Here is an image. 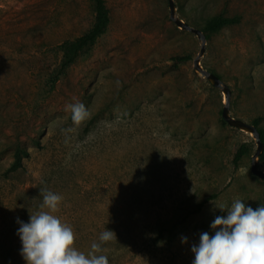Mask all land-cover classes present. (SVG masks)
Wrapping results in <instances>:
<instances>
[{"label": "rangeland", "instance_id": "1", "mask_svg": "<svg viewBox=\"0 0 264 264\" xmlns=\"http://www.w3.org/2000/svg\"><path fill=\"white\" fill-rule=\"evenodd\" d=\"M173 1L202 31L212 17L238 16L203 31L200 63L229 86L230 114L264 129V0ZM104 2L105 31L52 84L59 45L94 22L92 0H0V264H26L17 220L47 211L41 189L63 196L55 215L77 250L115 233L97 253L109 264H192V245L227 215L215 204L264 206V179L250 171L254 139L221 122L222 92L193 72L196 36L169 19L167 0ZM76 102L89 112L79 125L65 110ZM17 148L26 154L9 170Z\"/></svg>", "mask_w": 264, "mask_h": 264}, {"label": "clouds", "instance_id": "2", "mask_svg": "<svg viewBox=\"0 0 264 264\" xmlns=\"http://www.w3.org/2000/svg\"><path fill=\"white\" fill-rule=\"evenodd\" d=\"M65 110L71 112L76 125L89 115L82 102L68 104ZM40 194L43 196L40 207L47 211L30 214L28 223L17 220L21 255L26 264H109L106 255L97 253L103 251V245L111 241L115 233L105 229L87 254L77 250L74 229L55 215L63 196L47 189H41ZM215 205L221 211L227 210V215L216 216L210 225L215 230L214 235L201 233L199 244L192 245L195 257L192 264H264V206L254 210L240 199L230 206ZM182 242L187 243V238H182Z\"/></svg>", "mask_w": 264, "mask_h": 264}, {"label": "trees", "instance_id": "3", "mask_svg": "<svg viewBox=\"0 0 264 264\" xmlns=\"http://www.w3.org/2000/svg\"><path fill=\"white\" fill-rule=\"evenodd\" d=\"M92 2H93V9L95 12V19H94L92 26L82 35L75 37L71 40H65L59 45L62 51V59L59 65L57 66V68L52 73V78H51L52 84L55 83V81L58 79L59 76L65 73L67 68L70 67L75 62L79 54L84 49L90 47L95 42L97 37L105 31L108 25L109 16H108V10L105 6L104 0H92ZM238 21H239L238 16L218 15L206 21L203 31L207 30L210 32H215L223 26L231 25V24L237 23ZM188 58L189 57L185 55L184 56H174L172 57V66L176 68L179 64L183 63ZM221 122L223 124H226L222 119H221ZM252 123L256 126L257 120H254ZM257 129L260 133V138L263 142V150L258 157V161L264 164V129L262 128H257ZM246 151H247L246 145L245 144L240 145L235 153L233 161L236 162ZM25 154H26L25 150L17 148L14 153L15 159L11 163L9 170H14L20 167L21 157L22 155H25ZM214 197H215V194H212L206 197L205 199H203L196 206L194 210L190 211V214L198 212L201 206L205 202H207L208 200ZM163 225H167L166 230H165L167 237L165 240L169 242L172 239L173 229L175 225L174 223H171L170 221L161 223V227Z\"/></svg>", "mask_w": 264, "mask_h": 264}, {"label": "water", "instance_id": "4", "mask_svg": "<svg viewBox=\"0 0 264 264\" xmlns=\"http://www.w3.org/2000/svg\"><path fill=\"white\" fill-rule=\"evenodd\" d=\"M168 2V17L169 19L181 30L189 31L193 33L199 44V51L197 55L193 58V72L196 77L206 79L214 88L219 89L223 94L222 108H221V118L222 120L230 127L248 132L256 144L254 153L251 155L250 160V171L253 175L257 176L260 179H264V170L258 167L257 161L258 157L263 150V142L260 138V133L257 127L253 123H248L240 118L233 117L230 114V95L231 91L227 84H225L220 77L205 69L201 63L200 58L202 57L205 45H206V36L200 28L189 25L187 22H184L176 12V6L173 0H167Z\"/></svg>", "mask_w": 264, "mask_h": 264}]
</instances>
